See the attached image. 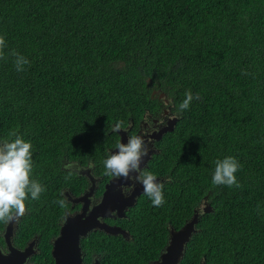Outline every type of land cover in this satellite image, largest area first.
<instances>
[{
	"label": "trees",
	"instance_id": "1",
	"mask_svg": "<svg viewBox=\"0 0 264 264\" xmlns=\"http://www.w3.org/2000/svg\"><path fill=\"white\" fill-rule=\"evenodd\" d=\"M0 36V141L14 132L31 142L45 187L14 238L24 247L38 236L32 261L54 264L52 240L73 209L62 190L88 184L66 160L107 179L113 127L160 112L166 98L179 116L143 169L164 178L165 203L143 193L112 220L130 239L90 232L84 264H150L196 209L180 264H264V0H0ZM13 51L29 61L23 71ZM188 91L199 98L181 111ZM226 156L241 165L240 187L212 183Z\"/></svg>",
	"mask_w": 264,
	"mask_h": 264
},
{
	"label": "clouds",
	"instance_id": "2",
	"mask_svg": "<svg viewBox=\"0 0 264 264\" xmlns=\"http://www.w3.org/2000/svg\"><path fill=\"white\" fill-rule=\"evenodd\" d=\"M5 38L0 36V58H4ZM16 57L14 63L17 71H23L29 64L26 57L12 53ZM191 91L186 92L185 99L180 103L181 111L190 107L193 99ZM121 130L119 124L112 131ZM15 139L0 141V221L5 224L18 221L28 211L27 202L38 200L45 191L44 185L33 179V153L32 144L23 137L11 133ZM117 151L110 154L104 160V174L114 178L132 179L143 185L144 193L154 206L160 207L165 203L163 184L157 176L149 171L141 170L143 157L149 153V148L142 136H129L126 143L117 142ZM212 176L214 185H226L228 187H240L235 173L240 169L239 161L233 156L218 159ZM93 165L90 163L89 167ZM137 173V175H132ZM126 191V190H125ZM61 208L65 207L63 199L57 201ZM61 226V225H60ZM15 241V240H14Z\"/></svg>",
	"mask_w": 264,
	"mask_h": 264
},
{
	"label": "water",
	"instance_id": "3",
	"mask_svg": "<svg viewBox=\"0 0 264 264\" xmlns=\"http://www.w3.org/2000/svg\"><path fill=\"white\" fill-rule=\"evenodd\" d=\"M163 96L165 93L162 92ZM173 129V126L166 127V130ZM122 134L123 130H119ZM117 151L115 148L112 152ZM150 151L148 156H151ZM145 161L141 162V168L146 166ZM85 174L87 172L85 171ZM137 175V173H132ZM92 180V178H90ZM158 181L164 178L157 176ZM132 182L130 179L115 178L111 183L106 185L102 200L95 206L91 207V201L87 197L95 190V183L89 186L85 194L75 197L69 190H63L62 193L66 199L73 204L80 203L81 207L78 212L71 215H66L63 218L60 226L59 234L53 240L52 256L55 264H84L85 252L81 246V240L87 237L94 230H102L108 234L123 235L130 239L131 233L117 224H110L102 221L105 217H120L123 218L127 214V210L134 206L138 197L144 192L141 184L130 195H124L120 185ZM206 206L202 211H210L211 204L206 202ZM115 212V214H113ZM201 212L196 209L193 216L181 228L176 229L170 227L169 240L159 258L152 261L150 264H180L183 259L186 245L191 240L193 234L197 231V223L199 222ZM14 221L6 224L2 237L5 241V249L0 243V264H34L28 262L29 257L36 253L35 245L37 240L34 239L23 248L15 246L14 241ZM94 264H101L99 259H96ZM201 264H206L202 262Z\"/></svg>",
	"mask_w": 264,
	"mask_h": 264
},
{
	"label": "flooded vegetation",
	"instance_id": "4",
	"mask_svg": "<svg viewBox=\"0 0 264 264\" xmlns=\"http://www.w3.org/2000/svg\"><path fill=\"white\" fill-rule=\"evenodd\" d=\"M156 92H157V90H154V93H156ZM159 97L160 98H165V97H162L160 95H159ZM160 108H161V111L160 112L156 111L155 114L152 113L151 111L148 114L147 113L144 114V117L140 120V122L138 124H135L131 120V123H129L128 125L121 126V129L123 130V143L127 142L129 136L139 135V136H142L143 139L145 140V142H146V144H147V146L149 148V153H150V151L152 152L151 156H148L149 155V153H148L147 156L143 157V162H144V160H146L145 164H147V165L141 168L142 171H143L144 168H146L148 166V163H149L150 159H152L153 154L155 152L157 153L159 151V149L157 147V142L163 137L164 133L167 132V131H165L166 127L167 126L170 127V126L174 125L173 121L176 120V118L178 119V116H179L178 111H176L177 109L176 108L173 109V105L170 104V99H166L165 98L164 103H162ZM116 135L119 136V139L117 140V142H121L122 141V134L119 131L118 132L116 131ZM115 148H116V146L110 147L109 151L111 153H113L112 150H114ZM65 164H66V168L71 169L73 171H76L78 174H81L82 176H84L86 178V180L88 182L87 186H85L83 190L78 191L76 194L73 193L69 188L68 189H64V190H69L70 192H72V194L75 197L84 195L86 190L89 189V186L92 183V181H94L95 190L92 192L91 195H89L87 197L91 201V207L97 205L102 200L103 193L105 191L106 185L111 183L115 179L114 177H108L106 179L103 175L98 174L100 171L99 172H94V167H96V166L94 164H92V163H91L93 165L92 167H89L90 163H88V165L87 164L83 165L82 163L77 162V161H68V160H66ZM98 169L100 170V168H98ZM85 171L87 172V174H85ZM90 178H92V180ZM130 180L132 181L131 183L128 182L127 184H121L120 185L124 195H126V196L130 195L136 189L137 186L139 187L141 185V183H138V182H136V181H134L132 179H130ZM102 183H103L102 193L98 194V189H100L102 187ZM71 204H72L71 208H73V209L72 210L71 209H67L65 214H64V216H63V218H65L66 215H71L74 212H78V210L81 207L80 203H77V204L71 203ZM77 206H78V208H77ZM113 214H115V212ZM116 218H118V217H112V216L105 217V218L102 219V221H106V222H108L110 224H115V223L112 222V220L116 219ZM20 219L21 218H19L18 221H14V228H15L14 238H15V235H16V230L18 228ZM5 227H6V224L4 226L3 231L5 230ZM3 231L2 232L0 231V243L2 244V246L5 249L6 248L5 247V241H4V238L2 237ZM1 238L3 239L4 243L1 241ZM34 239L37 240V243L35 245L36 253L33 254L31 257H29L28 262L34 263V264H40L38 262L32 261V258L36 254H38V252H39L38 236H35L32 240H34ZM32 240H30V241H32ZM53 240H52V243H53ZM15 246L17 247L16 244H15ZM19 247L20 246H18V248ZM20 248H23V247H20ZM54 264H55V260H54Z\"/></svg>",
	"mask_w": 264,
	"mask_h": 264
},
{
	"label": "bare ground",
	"instance_id": "5",
	"mask_svg": "<svg viewBox=\"0 0 264 264\" xmlns=\"http://www.w3.org/2000/svg\"><path fill=\"white\" fill-rule=\"evenodd\" d=\"M176 123V122H175ZM128 132V131H127ZM120 218V217H119Z\"/></svg>",
	"mask_w": 264,
	"mask_h": 264
}]
</instances>
